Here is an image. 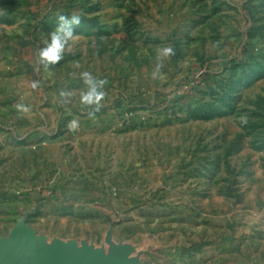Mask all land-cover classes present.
Wrapping results in <instances>:
<instances>
[{
  "label": "rangeland",
  "instance_id": "obj_1",
  "mask_svg": "<svg viewBox=\"0 0 264 264\" xmlns=\"http://www.w3.org/2000/svg\"><path fill=\"white\" fill-rule=\"evenodd\" d=\"M20 220L100 264H264V0H0V241Z\"/></svg>",
  "mask_w": 264,
  "mask_h": 264
},
{
  "label": "clouds",
  "instance_id": "obj_2",
  "mask_svg": "<svg viewBox=\"0 0 264 264\" xmlns=\"http://www.w3.org/2000/svg\"><path fill=\"white\" fill-rule=\"evenodd\" d=\"M57 23L55 29L50 34V42L45 47L40 49L39 58L42 64L47 68L49 65H55L63 58L65 48L69 46L70 42L74 39L75 29L81 24V16L79 15H57ZM174 54L172 47H164L157 54L156 71L153 76H157L160 69L163 68V62L161 57H168ZM81 79L86 89L80 94V103L82 105L93 107L94 111L98 112L103 107L102 101L105 98V92L103 87L105 81L94 77L90 72H82ZM33 87H36V82L33 83ZM72 93L68 90H61L59 96L61 103H67ZM21 113L27 112L28 109L24 105L17 106ZM89 115H94V112H90ZM246 122V121H245ZM69 130L74 131L78 127V122L72 120L69 122Z\"/></svg>",
  "mask_w": 264,
  "mask_h": 264
},
{
  "label": "water",
  "instance_id": "obj_3",
  "mask_svg": "<svg viewBox=\"0 0 264 264\" xmlns=\"http://www.w3.org/2000/svg\"><path fill=\"white\" fill-rule=\"evenodd\" d=\"M40 240L24 220L18 221L9 237L0 241V264H100L82 249H51L40 245ZM116 264H124L123 254Z\"/></svg>",
  "mask_w": 264,
  "mask_h": 264
}]
</instances>
